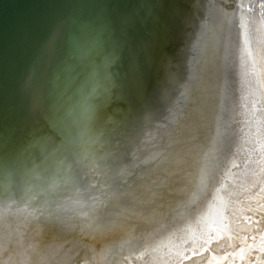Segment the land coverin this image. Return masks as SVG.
Masks as SVG:
<instances>
[{"label": "bare ground", "instance_id": "6f19581e", "mask_svg": "<svg viewBox=\"0 0 264 264\" xmlns=\"http://www.w3.org/2000/svg\"><path fill=\"white\" fill-rule=\"evenodd\" d=\"M263 1L216 0L161 114L102 71L0 154V264H264Z\"/></svg>", "mask_w": 264, "mask_h": 264}, {"label": "water", "instance_id": "95a60500", "mask_svg": "<svg viewBox=\"0 0 264 264\" xmlns=\"http://www.w3.org/2000/svg\"><path fill=\"white\" fill-rule=\"evenodd\" d=\"M215 2L0 0V154H16L36 120L102 71L116 82L106 108L120 107L125 127L161 114Z\"/></svg>", "mask_w": 264, "mask_h": 264}]
</instances>
